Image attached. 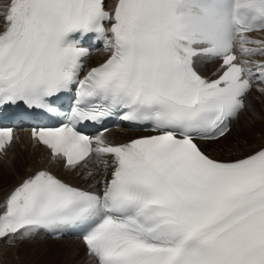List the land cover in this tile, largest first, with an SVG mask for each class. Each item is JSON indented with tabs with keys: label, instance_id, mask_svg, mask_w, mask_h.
<instances>
[{
	"label": "snow or ice",
	"instance_id": "snow-or-ice-1",
	"mask_svg": "<svg viewBox=\"0 0 264 264\" xmlns=\"http://www.w3.org/2000/svg\"><path fill=\"white\" fill-rule=\"evenodd\" d=\"M0 9V154L26 121L52 161L95 166L85 187L46 168L23 179L0 205V242L75 231L95 264H264V144L231 158L202 145L230 132L254 87L264 94V59H251L264 39L250 35L264 32V0ZM97 43L107 57L89 67ZM201 58L219 61L211 76ZM110 119L151 134L111 142Z\"/></svg>",
	"mask_w": 264,
	"mask_h": 264
},
{
	"label": "bare ground",
	"instance_id": "bare-ground-1",
	"mask_svg": "<svg viewBox=\"0 0 264 264\" xmlns=\"http://www.w3.org/2000/svg\"><path fill=\"white\" fill-rule=\"evenodd\" d=\"M3 2L6 3V0H3ZM106 2H111V0H107ZM250 35L264 39V32L251 33ZM98 49L99 50L92 52L88 65L95 64L106 55L103 51V46H100ZM103 53L105 54L103 55ZM251 59L259 60L264 59V57L255 56L251 57ZM217 62L218 61H208L201 58L197 63V67L201 74L211 76L218 66ZM250 93L247 97V103L250 100ZM259 100L260 97L255 103L256 108L254 107V111H256V113L254 118H251L249 122L243 124L242 130L239 131L240 133H236V136H239L240 134V137H242L252 129L258 128L261 125L260 115H264V113H261V110L258 108L261 106ZM254 111L252 113H254ZM240 115H242V112ZM238 117L236 118L237 121L239 120ZM234 120L231 123H233ZM16 132L18 139L13 142V145L7 149L6 153L0 154V205H2L7 195H9L10 192L23 181V179L34 174L35 171L40 168L49 169L60 178L62 177L64 180L82 187L93 182V179L88 178L86 173L90 170H94V165H89L88 168L81 167L75 170H69L62 168L60 162L52 168L50 163L52 164L56 162L52 161V159L50 160L49 155L42 145H36L33 147V142L28 136V130L26 128H17ZM138 134H140V132L124 126H119L117 128L108 129L106 136L111 142L118 143L125 142L129 138ZM226 136L218 141L202 142V145L206 149H213L214 147L223 144ZM257 147L258 146H255L252 149ZM252 149L248 151H251ZM49 160L51 162H49ZM27 166L29 169H27ZM100 174L101 177L104 175L102 168ZM2 210L3 208L0 207V211ZM15 244L9 245L6 242H0V259H2L3 264H95L94 258L86 255L85 247L78 237H51L43 231H40L31 238L22 239L19 245L16 246ZM67 247H69V249H67ZM79 251L81 252L78 253Z\"/></svg>",
	"mask_w": 264,
	"mask_h": 264
},
{
	"label": "rangeland",
	"instance_id": "rangeland-1",
	"mask_svg": "<svg viewBox=\"0 0 264 264\" xmlns=\"http://www.w3.org/2000/svg\"><path fill=\"white\" fill-rule=\"evenodd\" d=\"M104 54L105 53H103V55ZM253 89L254 90L250 93V96H249L251 101L249 100L248 104L250 105V107L242 111V115L238 117L239 118L238 121L236 119L234 120L233 123H231V130L227 134L225 142L219 146L214 147L213 149L205 148L206 151H208L211 155L220 157V158H231L234 156L243 155L245 154L246 151L254 148L255 146H259L264 143V115H260L261 125L258 128L252 129L251 131H249V133H247L246 135L242 137H240V134L239 136H236V133H240L239 131L242 130L243 124L249 122L251 118H254L255 113H256V111H254L256 108L255 103L259 97H260L259 103L261 105L260 106L261 108L260 107L258 108L259 110H261V113H264V104H263L264 94H260L256 92L255 87ZM253 111L254 113H252ZM235 122H238V123H235ZM27 169H29L28 166H27ZM21 241L22 240H18L15 245L16 246L19 245ZM67 249H69V247H67ZM80 252L81 251H79L78 253Z\"/></svg>",
	"mask_w": 264,
	"mask_h": 264
}]
</instances>
